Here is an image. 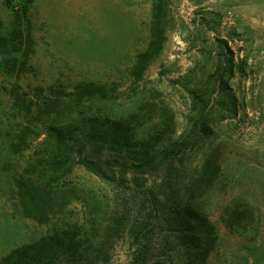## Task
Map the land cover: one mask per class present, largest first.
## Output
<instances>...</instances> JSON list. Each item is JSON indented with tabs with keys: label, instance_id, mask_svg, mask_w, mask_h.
Wrapping results in <instances>:
<instances>
[{
	"label": "rangeland",
	"instance_id": "1",
	"mask_svg": "<svg viewBox=\"0 0 264 264\" xmlns=\"http://www.w3.org/2000/svg\"><path fill=\"white\" fill-rule=\"evenodd\" d=\"M7 1L0 0V259L54 229L85 225L84 238L101 250L98 264H264V0H166L167 41L140 81L131 69L149 44L153 0H35L29 20L19 7L25 0H9L14 7ZM221 45L234 54L235 74L226 79L236 109L223 106L224 94L211 78ZM91 81L116 91L82 101L64 96ZM196 90L211 95V106L221 111L216 143L195 147L186 164L189 173L201 168L219 145L220 175L199 199L215 228L207 254L179 241L166 219L175 218L173 199H162L159 218L147 228L153 249L147 262L139 260L132 227L143 221L146 207L133 200L135 191L81 167L58 185L51 223L22 213L14 180L41 172L40 159L51 151L44 125L138 114L139 133L146 136L165 127L168 108L173 132L166 145L189 128ZM25 126L28 146L15 153L10 144L19 142ZM31 164L35 174H27Z\"/></svg>",
	"mask_w": 264,
	"mask_h": 264
},
{
	"label": "trees",
	"instance_id": "2",
	"mask_svg": "<svg viewBox=\"0 0 264 264\" xmlns=\"http://www.w3.org/2000/svg\"><path fill=\"white\" fill-rule=\"evenodd\" d=\"M34 1L25 0L19 6L27 19ZM7 4L13 6L12 1L8 0ZM167 23V1L153 0L149 44L136 55L131 69L136 81L144 78L150 64L162 53L167 41ZM221 49L211 78L224 94L223 106L231 104L236 109L237 99L226 79L227 73L230 77L235 74L234 54L230 49L225 51V45H221ZM115 91L114 87L91 81L76 84L74 90L64 96L72 95L82 101L93 97L108 98ZM11 93L16 98V106L24 110L20 106L19 90L13 89ZM210 96L204 91L191 92L189 128L166 145L164 140L173 132V114L168 108L163 110L165 127L146 136L139 133L138 114L125 119L94 117L44 125L51 151L40 159L41 172L35 177L22 174L14 180L22 213L39 224L51 223L60 194L58 185L76 167H81L103 182L115 184L121 190L135 191L133 200L146 207L143 221L132 227L141 243L139 260L147 262L153 249L147 228L159 218L160 207L164 206L162 199H173L171 213L175 218L166 219L179 232V241L193 251L207 254L216 242L215 228L199 207V199L208 193L220 175L219 145L204 157L201 168L189 173L186 164L193 158L195 147L217 141L214 124L221 111L211 106ZM30 130V126H25L19 142L14 140L10 144L15 153L26 150ZM31 167L32 164L27 174L34 172ZM158 178L161 184H156ZM84 227L72 225L54 229L32 243L15 248L0 259V264H98L95 253L101 250L84 238Z\"/></svg>",
	"mask_w": 264,
	"mask_h": 264
}]
</instances>
